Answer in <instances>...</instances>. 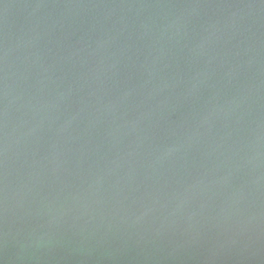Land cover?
Masks as SVG:
<instances>
[{
  "label": "water",
  "instance_id": "obj_1",
  "mask_svg": "<svg viewBox=\"0 0 264 264\" xmlns=\"http://www.w3.org/2000/svg\"><path fill=\"white\" fill-rule=\"evenodd\" d=\"M0 264H264V0H0Z\"/></svg>",
  "mask_w": 264,
  "mask_h": 264
}]
</instances>
